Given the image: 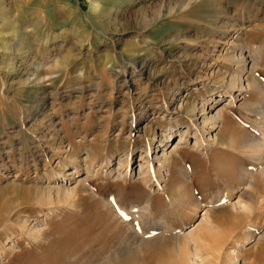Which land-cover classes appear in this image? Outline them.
Wrapping results in <instances>:
<instances>
[{"label":"rangeland","instance_id":"obj_1","mask_svg":"<svg viewBox=\"0 0 264 264\" xmlns=\"http://www.w3.org/2000/svg\"><path fill=\"white\" fill-rule=\"evenodd\" d=\"M99 1L0 0L18 27L0 26V264H183L192 245L264 264V0ZM214 97L223 117L191 145L189 102ZM150 126L190 143L149 160Z\"/></svg>","mask_w":264,"mask_h":264},{"label":"bare ground","instance_id":"obj_2","mask_svg":"<svg viewBox=\"0 0 264 264\" xmlns=\"http://www.w3.org/2000/svg\"><path fill=\"white\" fill-rule=\"evenodd\" d=\"M129 2L131 0H128ZM183 1V0H182ZM185 1V0H184ZM99 0H89V3H90V9H89V12L92 13L93 15H97L98 13H100V6H99ZM121 3V2H120ZM168 7V10L169 12H174L176 10H178L181 6L178 5V6H172V5H169L167 6ZM113 8V7H112ZM111 7H109V12L105 15H111V13L114 11H110L112 10ZM0 9H2L0 7ZM114 9V8H113ZM117 10V9H116ZM161 10V9H160ZM2 12V11H0ZM88 12V13H89ZM115 13V12H114ZM113 15V14H112ZM116 16V15H115ZM9 26L10 28V33L11 35L13 36H17V33H18V27H17V23H15V21H12V20H9L5 17V14L1 13L0 14V26ZM115 29V28H114ZM113 29V30H114ZM116 30V29H115ZM80 43V42H79ZM81 45V44H80ZM6 50H9L10 47H5ZM19 50V48H18ZM17 50V51H18ZM244 52V51H243ZM25 53V52H24ZM21 50H19V53L18 54H24ZM5 54L1 53L0 52V62H1V65L4 69L3 71V79L5 81H7L9 79V77H11V72L15 69L14 68V63L13 62H10V60L8 58H5L4 57ZM239 59L241 62H243L244 64H246L247 62V55L246 54H243L242 51L239 53ZM25 57V56H24ZM249 57V56H248ZM144 62V61H143ZM253 63V62H252ZM253 65V64H252ZM252 65H250V68L249 70L252 69ZM135 76V75H134ZM28 77V76H27ZM233 77V76H232ZM30 78V77H29ZM29 78H26V83H30L34 80H40V82L42 81L41 78H36L34 77V79H29ZM165 82V79L162 78L160 80V83L162 82ZM168 81V80H167ZM230 83L228 84V87L229 88H235L236 87V81L239 82L238 84V88L237 90L239 92L237 93H234V95L232 96V98H236L240 95V91L243 90V89H246L249 87L248 83H245L243 82V79H242V76L241 75H235V77H233L232 79L230 78ZM161 85V84H160ZM236 90V91H237ZM174 97V96H173ZM221 99L219 97H214V99H210L211 102H208V103H205V102H200V103H196L195 101H190L189 102V107H188V112H189V115H190V124L187 125L189 128L187 129L188 130V135H189V132L192 131V138H193V142L190 143L187 139V136H186V131H184V133L182 134V136L180 135V137L178 138V143H184V145L190 143L191 145H195L197 144L198 142H203L202 140H204V132L206 131V128H210V127H214L216 126L217 122L220 121L223 117V111H222V107H217L216 106V102ZM229 100V99H228ZM45 102V98H41V100L37 99L36 100V104H34V106L36 105H41L42 103ZM167 107V106H165ZM199 112V113H197ZM26 116L29 115V114H25ZM262 115V114H261ZM136 118L134 116V121H136ZM51 125H54V124H51ZM166 128V127H165ZM149 132L147 134V143L149 144L148 145V148L144 151V156L145 158L147 159H156L159 161V164H164V163H168L169 162V156H170V153L171 151L174 149V147H176V144H174L172 146V150L170 149V152L169 151H166V148H163L161 147L162 144H155L157 143L155 140L158 139V143H161L163 142V139L162 138H165V136H161L160 138H157L159 135L157 134V131L155 130V127L153 126H150L149 127ZM165 130V129H164ZM162 134V133H161ZM42 138V137H41ZM40 140V139H39ZM43 140V139H42ZM41 140V141H42ZM205 141V140H204ZM208 142H210V139L209 140H206ZM204 143V142H203ZM199 144V143H198ZM201 145V144H200ZM204 145V144H203ZM197 146V145H196ZM251 146H257L260 148V153L259 154H256L254 156L255 159H263L264 160V138H261L259 141H256V142H252L251 143ZM198 147V146H197ZM67 151V150H66ZM68 152V151H67ZM90 151L87 150V153L85 155V158H87L86 156L88 155ZM66 154V153H65ZM68 154V153H67ZM73 154V152H72ZM70 156V155H69ZM74 156V155H73ZM77 156V155H76ZM73 158V157H72ZM84 158V159H85ZM91 158V157H90ZM141 158H144L141 156V152H139V159H137L134 163V166H132V168L134 169V172L136 173H140L143 169V164H142V159ZM77 160V159H76ZM147 162V161H146ZM169 165V164H168ZM133 171V170H131ZM72 172H70L71 174ZM121 172L117 171V175H120ZM64 174V173H63ZM126 174V173H124ZM133 174V173H132ZM141 174V173H140ZM129 174L127 173V176ZM138 175V174H137ZM63 176V175H62ZM126 176V175H125ZM124 176V177H125ZM116 177V176H115ZM121 177V176H120ZM123 177V176H122ZM65 178V177H64ZM119 178V177H118ZM63 180V179H62ZM60 179V181H62ZM79 181V180H77ZM59 187H64V183H59L58 185ZM35 188V187H34ZM37 189V188H36ZM40 190V189H39ZM45 191V189H43ZM38 192V191H37ZM46 194V193H44ZM36 196L38 197V195L36 194ZM49 196V195H48ZM39 199V198H38ZM41 199V198H40ZM145 206V205H144ZM147 206V205H146ZM144 208V207H143ZM142 208V209H143ZM10 213V212H9ZM140 213V212H138ZM137 213V214H138ZM143 213V212H141ZM145 213V212H144ZM139 215V214H138ZM14 217V215H13ZM18 217H16L14 220H16ZM20 218V217H19ZM7 221L9 222L10 221V218L7 219ZM6 221V222H7ZM6 222L0 226V230H4L6 229ZM22 222L21 225H23V223L25 221L21 220L20 219V223ZM13 223V222H12ZM19 224V223H17ZM35 228V227H34ZM41 229V228H40ZM192 229L193 228H189L188 230H186L185 234H187V237L191 236L192 234ZM35 230H38L37 228ZM33 230L32 229H29V232L28 234H32ZM264 233V232H263ZM191 238V237H190ZM193 248H191L189 251H187V255H185L183 258H182V263L183 264H201L200 263V258L198 257L197 253H195L197 251V247L196 245H192Z\"/></svg>","mask_w":264,"mask_h":264}]
</instances>
